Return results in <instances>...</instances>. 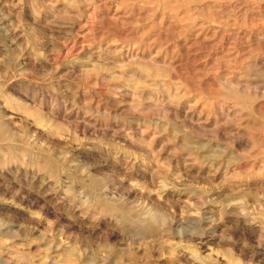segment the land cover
<instances>
[{
  "label": "rangeland",
  "instance_id": "obj_1",
  "mask_svg": "<svg viewBox=\"0 0 264 264\" xmlns=\"http://www.w3.org/2000/svg\"><path fill=\"white\" fill-rule=\"evenodd\" d=\"M0 264H264V0H0Z\"/></svg>",
  "mask_w": 264,
  "mask_h": 264
}]
</instances>
